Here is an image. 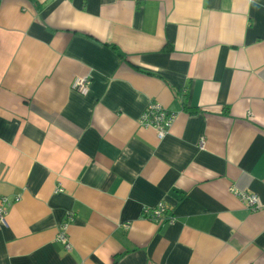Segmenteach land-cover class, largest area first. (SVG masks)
I'll use <instances>...</instances> for the list:
<instances>
[{
    "label": "crops",
    "instance_id": "0c3cea01",
    "mask_svg": "<svg viewBox=\"0 0 264 264\" xmlns=\"http://www.w3.org/2000/svg\"><path fill=\"white\" fill-rule=\"evenodd\" d=\"M2 197L0 264H264V0H0Z\"/></svg>",
    "mask_w": 264,
    "mask_h": 264
},
{
    "label": "built area",
    "instance_id": "2783aa9c",
    "mask_svg": "<svg viewBox=\"0 0 264 264\" xmlns=\"http://www.w3.org/2000/svg\"><path fill=\"white\" fill-rule=\"evenodd\" d=\"M88 79L87 77L77 78L72 83V88L77 92L84 94L87 91ZM175 118V113L167 111L162 105L157 102H151L146 107V109L141 114L139 122L142 125L152 127L157 137L163 138L169 131V128ZM200 148L203 146V139H200ZM231 192L249 209V210H258L261 208L259 198L254 193H249L247 191H242L236 188H231ZM8 203L5 197L0 199V225L6 223V214L7 210L5 205ZM145 217L157 221L160 223L168 222L172 223L174 221L173 217H168L166 212V207L163 203L159 202L154 208L146 209ZM66 224H63L59 228L57 239L63 243L67 248H69L67 233H66Z\"/></svg>",
    "mask_w": 264,
    "mask_h": 264
},
{
    "label": "trees",
    "instance_id": "16d2710c",
    "mask_svg": "<svg viewBox=\"0 0 264 264\" xmlns=\"http://www.w3.org/2000/svg\"><path fill=\"white\" fill-rule=\"evenodd\" d=\"M115 263V262H114Z\"/></svg>",
    "mask_w": 264,
    "mask_h": 264
}]
</instances>
